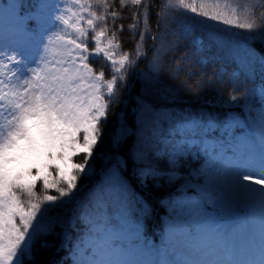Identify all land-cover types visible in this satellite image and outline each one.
<instances>
[{
  "label": "snow or ice",
  "instance_id": "6c2138e0",
  "mask_svg": "<svg viewBox=\"0 0 264 264\" xmlns=\"http://www.w3.org/2000/svg\"><path fill=\"white\" fill-rule=\"evenodd\" d=\"M97 2L106 11L107 0ZM243 2L260 6L264 13V0ZM120 3L138 9L128 29L135 44L131 56L116 42L115 31L109 36L107 24L96 30L97 21H107L108 15H97L90 0H71L79 11L67 6L69 0H0V264H38L34 246L41 237L53 235L57 226L49 212L58 201L70 202L75 196L80 177L91 170L110 104L127 87L129 70L147 58L146 41L163 38L151 35V0ZM241 3L161 0L156 28H166L175 13L192 15L182 30L193 36L197 51L205 47L204 38L195 35L198 26L264 33V14L259 22L254 10L251 17L241 19ZM84 13L89 17L87 28L81 24ZM110 16L113 27L123 31V25H115L120 14L113 10ZM69 31L75 38L61 34ZM54 40L63 41L62 52L50 47ZM117 50L122 52L119 59ZM90 57L108 63L110 78L105 79L103 70L94 72ZM243 58L250 60L251 54L244 50ZM153 61L158 62L159 56ZM259 65L264 74V55ZM228 83V98L220 94L222 103L243 102L248 109L242 123L225 121L226 138H209L220 126L215 120L188 121L175 131L177 141L161 139L147 155L132 156L141 188H147L149 181L159 187L161 181L183 179L178 172L181 161L202 156L207 167L203 172L197 169L195 177L189 174L197 182L203 178L200 200L173 209L175 215L159 243L149 241L139 223L129 229L125 219L113 223L103 209L94 207L86 213L88 231L73 252L72 264H264V82L259 89L248 88L233 75ZM144 111L147 118L148 110ZM118 144L114 140V146ZM80 156L82 162H75ZM154 161H164L166 167ZM127 167V161L117 162L118 173ZM37 184L43 195L37 194ZM52 191L57 194H49ZM208 207H227L235 222L222 224L209 217ZM237 209L243 214L238 215ZM49 246L40 240V249Z\"/></svg>",
  "mask_w": 264,
  "mask_h": 264
},
{
  "label": "trees",
  "instance_id": "16d2710c",
  "mask_svg": "<svg viewBox=\"0 0 264 264\" xmlns=\"http://www.w3.org/2000/svg\"><path fill=\"white\" fill-rule=\"evenodd\" d=\"M92 10L97 15L107 14V21H97V31L107 24L109 36L116 32V42L124 52L131 56L135 51L132 33L129 25L133 23V14L137 13L136 6L122 7L120 0H107L108 7L90 0ZM65 5H61L64 7ZM73 11H79L78 6L69 4ZM161 0H151V35H162V40L148 39L145 43L147 58H141L129 70L127 87L119 92V99L109 106L106 123H102L103 135L94 149L90 160L91 170L87 175L80 177L78 190L70 202H57L49 212V216L57 219L55 233L40 240H46L50 245L47 249H40L37 241L34 246L39 252L38 264H72L75 258L73 252L80 246L81 239L86 237L89 219L86 213L94 207L103 209V214L111 218L113 223H119L121 218L127 221L129 229L137 223L141 225L144 236L149 241L158 242V236H163V230L168 224L162 215L173 217V209L179 210L185 206L176 197L171 195L182 179L174 183L161 181L159 187H154L149 181L147 194L139 188L134 176L136 165L132 162L134 153L145 155L155 150L161 139L175 142L180 137L175 135L179 126L188 121L215 120L220 125L210 134V139H224L227 134L224 123L231 113L243 116L241 108H226L212 101L223 94L228 98L230 85L229 78L233 75L239 77L242 84L248 88L259 89L264 82V74L259 65V57L264 55V33H249L244 29L219 26L208 29L198 26L196 36H202L205 47L197 51L191 41L193 36L183 33L182 23L192 21L190 14L175 13L174 21L166 28L157 30V10ZM240 12L241 19L251 17L253 10L256 20L262 13L261 7L253 3H244L242 0ZM120 16L115 20V25H123V31L113 27L110 16L112 11ZM83 27L87 28L84 13ZM66 38H75V33H61ZM105 44L107 43L106 38ZM138 40L139 37L137 36ZM91 30H89L88 48L93 50ZM156 49L154 52L153 49ZM251 54L250 60L243 58V51ZM122 54L116 52V59ZM159 56V61L154 62V56ZM89 64L97 74L103 70L105 79L110 78L108 63L103 58H89ZM247 64V66H245ZM223 78L224 83H221ZM148 110L145 118L144 109ZM114 140L119 141L114 146ZM128 162L126 170L117 172V162ZM203 157L193 159L186 157L178 167L180 176H189L197 172ZM75 162H82V156L76 157ZM145 162H148L147 160ZM160 167H166L164 161L155 162ZM200 171V170H199ZM132 173V174H131ZM36 192L43 195L41 186L37 184ZM49 194L56 195L54 191ZM142 198V200H141ZM23 199V197H22ZM67 200V198H65ZM146 201V205L143 202ZM237 214L242 215L243 209H237ZM95 219V214H93ZM230 216L226 220H234Z\"/></svg>",
  "mask_w": 264,
  "mask_h": 264
},
{
  "label": "rangeland",
  "instance_id": "374dc122",
  "mask_svg": "<svg viewBox=\"0 0 264 264\" xmlns=\"http://www.w3.org/2000/svg\"><path fill=\"white\" fill-rule=\"evenodd\" d=\"M47 39V38H46ZM50 47L52 49H55L57 52H62L65 48V45L63 43V41H56L54 40L53 44L50 45ZM55 58H59V57H55ZM258 98V97H257ZM226 99V98H224ZM215 104H219L222 105L226 108H241L243 110L244 115L241 117L235 115L234 113L230 114L229 118H228V122H235V121H239V122H243L245 115L247 113V109H248V105L246 103H239V104H224L221 101L220 96H218L216 99H214L212 101ZM2 119V118H0ZM7 125V121L4 120L3 126L6 127ZM207 167V165L204 164V158L202 161V164L200 166V172H203L204 169ZM180 176V174H179ZM197 176V172H192L191 173V177H195ZM183 177V179L181 180V182L175 187L172 188L173 190H171V193L173 196H176L181 202L187 204L190 203H195L197 201L200 200V190H201V186L203 184V178H200V181L197 182L196 180L192 179L191 177L185 175V176H180ZM191 185V186H190ZM181 208V206L179 207ZM207 214L209 217H212L218 221H220V223L222 224H226L227 222H225L222 218H224L225 216H228V209L227 207H208L206 208Z\"/></svg>",
  "mask_w": 264,
  "mask_h": 264
}]
</instances>
